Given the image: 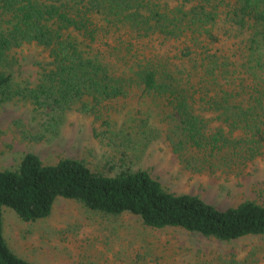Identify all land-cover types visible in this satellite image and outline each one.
<instances>
[{
  "label": "trees",
  "instance_id": "obj_1",
  "mask_svg": "<svg viewBox=\"0 0 264 264\" xmlns=\"http://www.w3.org/2000/svg\"><path fill=\"white\" fill-rule=\"evenodd\" d=\"M215 1L0 0L3 12L12 16L11 27L0 28V65L8 51L22 43L34 42L49 53L46 63H38V84L26 95L39 123L56 126L66 112L78 111L100 120L101 141L118 133L115 141L104 144L120 146L104 154L96 169L72 157L47 164L33 152H26L16 168L0 169V264H36L9 247L3 234V208H10L22 220H36L49 215L58 197L105 214H134L152 228L180 227L223 241L264 237L263 204L245 200L220 209L198 195L171 192L148 171L134 168L126 147L135 130L145 129L156 118L172 122L169 142L188 167L202 170L207 164L211 168L209 159L225 148L236 151L242 147L244 158L261 153L264 77L256 72L264 67L260 57L264 52V0H234L224 12L228 23L246 26L250 33L248 48L258 82L243 96L217 83L214 72L220 65L211 59L215 55L206 54L210 57L207 65L196 62L201 54L205 57L197 51L202 42L217 40L213 28L219 7ZM111 33L181 39L185 47L172 60L132 54L133 46L127 43L126 53L118 58L121 64L109 66L106 51L95 43ZM10 80V74L0 70V100L7 96ZM126 97L142 103L152 99L153 112L146 107L140 113L132 112L133 127L118 129L112 114L114 102ZM204 112L213 114L208 119L225 123L230 132L240 129L243 137L236 141L221 127L211 130ZM193 159L201 164L191 165ZM261 246L242 258H219L215 264H264Z\"/></svg>",
  "mask_w": 264,
  "mask_h": 264
},
{
  "label": "rangeland",
  "instance_id": "obj_2",
  "mask_svg": "<svg viewBox=\"0 0 264 264\" xmlns=\"http://www.w3.org/2000/svg\"><path fill=\"white\" fill-rule=\"evenodd\" d=\"M233 1L214 2L219 7V17L213 28L217 40L202 42L197 51L204 52L205 57L200 52L202 57L198 56L196 62L207 65L210 57L206 54L215 55L211 59L220 65L214 72L217 83L243 96L253 90L258 79L253 75L248 27L231 25L224 16L227 4ZM3 11L0 6V28L9 29L12 16ZM127 43L133 46L132 54L169 56L172 60L177 59L185 47L181 39L158 35L133 38L126 33L101 36L95 47L106 51L109 66H117L121 64L119 56L126 53ZM48 54V50L34 42L22 43L11 48L0 65V70L9 73L11 78L7 96L0 100V169L16 168L26 152L37 154L47 164L72 157L96 169L104 154L120 148L119 143L118 146L104 144L111 139L115 141L118 133L101 141L100 120L78 111L66 112L56 126L48 128L39 123L26 95L38 84V63H46ZM260 55L264 62V52ZM256 73L264 77V67ZM153 102L146 99V103H142L132 97L115 101L116 110L112 114L118 129L133 127L132 112L140 113L145 107L153 112ZM202 115L208 119L213 114L204 112ZM162 121L155 118L152 125L135 130L129 136L126 147L132 155L134 168L148 171L171 192L198 195L220 209L245 200L264 205V147L252 158L242 156L245 155L242 147L236 151L225 148L209 159L211 168L204 164L202 170H197L186 166L173 150L169 142L172 122ZM208 124L213 131L218 127L226 133L229 131L222 121L208 119ZM228 134L237 141L244 133L235 129ZM123 142L125 146L126 136ZM198 164H201L199 160H191V165ZM2 216L3 234L9 247L36 264H215L219 258H242L257 246H264L261 236L223 241L180 227L152 228L144 225L137 215L105 214L61 197L56 198L49 215L44 218L25 221L7 207L3 208Z\"/></svg>",
  "mask_w": 264,
  "mask_h": 264
}]
</instances>
